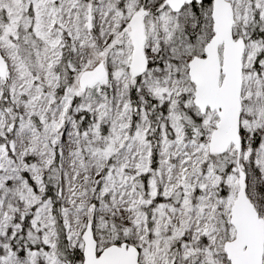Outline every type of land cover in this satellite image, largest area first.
<instances>
[{
	"label": "snow or ice",
	"instance_id": "obj_1",
	"mask_svg": "<svg viewBox=\"0 0 264 264\" xmlns=\"http://www.w3.org/2000/svg\"><path fill=\"white\" fill-rule=\"evenodd\" d=\"M0 264H264V0H0Z\"/></svg>",
	"mask_w": 264,
	"mask_h": 264
}]
</instances>
